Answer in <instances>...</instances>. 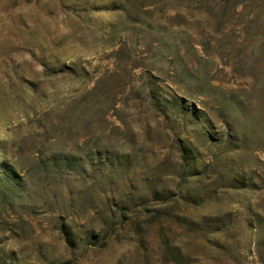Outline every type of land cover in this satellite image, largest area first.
Wrapping results in <instances>:
<instances>
[{"label":"rangeland","instance_id":"374dc122","mask_svg":"<svg viewBox=\"0 0 264 264\" xmlns=\"http://www.w3.org/2000/svg\"><path fill=\"white\" fill-rule=\"evenodd\" d=\"M0 264H264V0H0Z\"/></svg>","mask_w":264,"mask_h":264}]
</instances>
